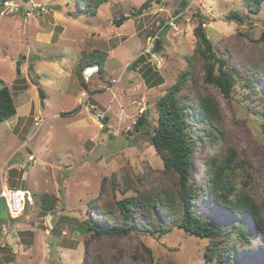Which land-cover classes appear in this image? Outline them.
I'll return each instance as SVG.
<instances>
[{"label":"rangeland","instance_id":"rangeland-1","mask_svg":"<svg viewBox=\"0 0 264 264\" xmlns=\"http://www.w3.org/2000/svg\"><path fill=\"white\" fill-rule=\"evenodd\" d=\"M31 1L0 0V87L11 89L16 106V114L0 122V179L7 176L9 186L33 196L17 218L0 198V264H216L205 258L209 239L171 222L162 221L171 228L164 234L148 232L159 229L157 222L116 237L88 229V223H119L115 208L110 221L103 219L102 204L112 207L137 191L180 184L177 173L164 168L150 136L158 119L155 103L177 83L188 57L195 91L212 94L218 103L221 133L218 140H206L190 122L198 135L188 175L196 184L194 211L220 228L243 226L249 240L234 235L221 244L232 249L237 264H264L263 236L253 219L222 207L202 184L207 156L222 153L228 143L237 162L250 163L249 191L264 215V1L253 13L245 0H150L139 15L147 0H107L94 15L77 8L81 0ZM235 13L241 21L229 18ZM199 26L216 56L243 78L228 96L204 79V59L194 54ZM155 36L158 42L147 51ZM94 50L107 53L105 71L83 80L85 88L77 69L83 54ZM141 55L145 61L127 69ZM246 76L252 87L245 86ZM38 90L45 94L44 106ZM145 112L147 122L133 130ZM245 177L239 166L229 173L237 188ZM45 194L55 208L43 215ZM12 233L15 247L5 239Z\"/></svg>","mask_w":264,"mask_h":264},{"label":"trees","instance_id":"trees-1","mask_svg":"<svg viewBox=\"0 0 264 264\" xmlns=\"http://www.w3.org/2000/svg\"><path fill=\"white\" fill-rule=\"evenodd\" d=\"M107 0H81L77 3V8L87 15H94L99 5ZM253 13H258L261 9V2L264 0H245ZM241 21L239 14L232 17ZM117 25L121 20L114 21ZM198 37V45L194 54H200L203 59L204 79L207 82L219 87L224 95H229L236 86V81L243 79L236 71L226 66V58H218L213 48V43L199 26L195 29ZM264 38V36H262ZM107 57L106 52L94 50L91 53H84L80 59L77 73L81 84L86 88L81 72L84 67L90 64L99 66V73H104V63ZM188 67L179 75L177 83L167 88L156 103L155 108L158 113L157 124L153 127L150 136L152 145L157 155L161 158L166 170L177 173L180 184L177 188L171 189L168 186L160 185L149 191H137L134 195L125 196L114 201L113 206L102 204V217L104 220L112 219L111 212L117 209L120 212L119 223L116 227L94 225L88 223V229L97 233H106L110 237L129 234L138 230L139 226H148L151 222H157L159 229H151L148 232L164 234L171 228L163 227L162 221L171 222L173 226L183 228L187 232L209 239L208 247L205 250L207 261L216 260V264H237L233 259L232 249L221 241L232 236L239 239L249 240L246 229L239 224H232L229 228H220L207 218L199 217L194 211L193 202L196 199V184L188 179L191 155L193 147L198 138L192 129L200 130L201 137L206 140H218L221 133L218 130L220 122L219 106L212 94L195 91L196 77L195 67L191 57L187 59ZM216 69V71H215ZM193 82H189V78ZM245 86H251L248 76L244 80ZM252 87V86H251ZM191 95L190 102L185 100ZM259 112V111H257ZM261 112V111H260ZM69 113V112H68ZM75 113V112H74ZM16 114V106L11 89L7 85L0 87V122ZM73 114V112H70ZM147 113L137 117L133 125V130L137 131L140 126L147 122ZM190 114H192L190 117ZM67 115V114H66ZM194 122L192 128L190 122ZM263 122V123H262ZM260 127L264 133V113ZM237 152L226 143L223 152L207 156L208 168L202 184H205V193L214 199L222 207L231 210L235 215H249L262 232L264 242V215L257 202L249 191L251 176L248 168L249 162L238 161ZM248 167L244 168V165ZM242 167L246 177L238 188L230 181L229 173L235 167ZM201 184V185H202ZM127 187H130L127 185ZM124 193L127 188H121ZM55 203L50 194L41 197L42 214L46 215L53 211ZM92 264V263H91ZM97 264V263H93Z\"/></svg>","mask_w":264,"mask_h":264},{"label":"built area","instance_id":"built-area-1","mask_svg":"<svg viewBox=\"0 0 264 264\" xmlns=\"http://www.w3.org/2000/svg\"><path fill=\"white\" fill-rule=\"evenodd\" d=\"M30 3L31 0H27ZM173 24V23H172ZM151 42L148 45L147 51H150V45L155 43L156 36L154 38H150ZM98 70V67L95 65H91L84 69L83 71V78L84 80L88 81L93 73H95ZM113 82H116L115 79H113ZM35 125L39 126V118H36ZM29 161H34V156L32 154L28 155ZM0 198L5 199L6 207L8 210V213L11 218H16L21 212L23 211L24 207H26L27 204L33 203V196L32 194L22 188H11L6 183H2V179H0Z\"/></svg>","mask_w":264,"mask_h":264},{"label":"water","instance_id":"water-1","mask_svg":"<svg viewBox=\"0 0 264 264\" xmlns=\"http://www.w3.org/2000/svg\"><path fill=\"white\" fill-rule=\"evenodd\" d=\"M149 3H150V0H147V1H145L139 8H138V10H137V14L139 15V14H142V12H143V10H146V9H148V7H149ZM169 26L168 25H166V27L159 33V36H163V35H165L166 34V30H167V28H168ZM158 36V37H159ZM145 61V56L144 55H141L139 58H137V59H135L134 61H132L131 63H130V65L127 67V69H131V68H133L134 67V65H136V64H141V63H143ZM19 65H20V63L18 62L17 63V67H18V69H19ZM38 92H39V98H40V101L42 102V106H44V99H45V94L41 91V90H38ZM5 239H6V241H7V243H9L10 245H12V246H14L15 247V243H14V240H15V233H12V235L10 236V235H6L5 236Z\"/></svg>","mask_w":264,"mask_h":264},{"label":"clouds","instance_id":"clouds-1","mask_svg":"<svg viewBox=\"0 0 264 264\" xmlns=\"http://www.w3.org/2000/svg\"><path fill=\"white\" fill-rule=\"evenodd\" d=\"M155 42L157 43L158 41H157V37H156V40H155ZM91 65H95V66H97L98 67V70L95 72V73H93V75L92 76H95L96 74H99V66L97 65V64H90V65H88V66H86V67H84L83 68V70H82V72H81V75H82V79L84 80V78H83V71H84V69L85 68H87V67H89V66H91ZM135 66V65H134ZM92 76H91V78H92ZM90 78V79H91ZM85 82H89V80L88 81H86V80H84ZM9 186V185H8ZM10 187V186H9ZM11 188H18V187H11ZM5 200V199H4ZM28 205V204H27ZM8 211V210H7ZM10 216V215H9ZM17 218V217H16Z\"/></svg>","mask_w":264,"mask_h":264},{"label":"crops","instance_id":"crops-1","mask_svg":"<svg viewBox=\"0 0 264 264\" xmlns=\"http://www.w3.org/2000/svg\"><path fill=\"white\" fill-rule=\"evenodd\" d=\"M92 77H93V76H92ZM91 79H92V78H91ZM89 81H91V80L89 79ZM83 92L86 93L85 90H83ZM78 112H79V111H78ZM76 113H77V112H75V114H76ZM13 116H14V115H13ZM11 117H12V116H11ZM5 120H7V119H5ZM3 121H4V120H3ZM1 122H2V121H1ZM28 161H29V160H28ZM34 161H35V159H34ZM34 161H32V162H34ZM6 179H7V176H5V177L2 178L3 183H6V182H7ZM5 180H6V181H5ZM0 184H1V183H0ZM7 185H9V184L7 183ZM10 187H11V186H10Z\"/></svg>","mask_w":264,"mask_h":264}]
</instances>
